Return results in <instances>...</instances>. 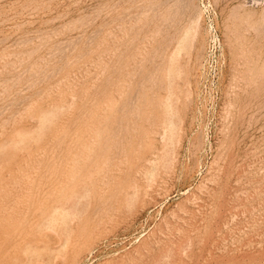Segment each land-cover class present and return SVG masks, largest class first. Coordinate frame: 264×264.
<instances>
[{
  "label": "rangeland",
  "instance_id": "obj_1",
  "mask_svg": "<svg viewBox=\"0 0 264 264\" xmlns=\"http://www.w3.org/2000/svg\"><path fill=\"white\" fill-rule=\"evenodd\" d=\"M263 23L264 0H0V264H264ZM82 118L85 121H80ZM101 124L102 127L98 126ZM85 128L93 129L94 134L91 136L93 131ZM82 131L84 134L79 138ZM131 153H135L133 158ZM72 156L81 163L76 165L86 164L73 175L78 176L75 182L83 183L78 187H84L73 204L74 210L68 208L65 219L60 216L61 223L67 219V223L58 222L60 233L56 232L55 220L47 221L51 208L44 205L50 206L51 202L61 205V199L72 190L69 183L65 184L71 176H61L64 169L67 171L69 159L75 163ZM101 157L107 159L103 160L106 164L102 173L101 168H97L100 171L93 168ZM93 170L99 171L102 180ZM86 171L97 175L99 184L104 185L100 193L91 189L93 183L89 184L87 178L91 174ZM95 175L91 181L98 182L94 181ZM73 177L70 181H74ZM42 208L49 210L42 212ZM62 225L64 231L59 229ZM63 233L65 236L59 237ZM32 244L36 250L33 248L35 251L29 253ZM21 249L26 251L19 252Z\"/></svg>",
  "mask_w": 264,
  "mask_h": 264
},
{
  "label": "bare ground",
  "instance_id": "obj_2",
  "mask_svg": "<svg viewBox=\"0 0 264 264\" xmlns=\"http://www.w3.org/2000/svg\"><path fill=\"white\" fill-rule=\"evenodd\" d=\"M255 2H256V1H255ZM242 8H243V7H242ZM247 13H248V12H247ZM255 14H256V13H255ZM255 14H253V15H255ZM260 14H261V13H260ZM249 16H250V15H249ZM252 17H254V16H252ZM262 17H263V16H262ZM198 18H199V17H198ZM250 18H251V17H250ZM260 19H261V18H260ZM198 21H199V20H198ZM253 21H254V20H253ZM194 22H197V21H194ZM251 22H252V21H251ZM259 22H260V21H259ZM261 23H262V22H261ZM263 24H264V23H263ZM133 25H134V24H133ZM252 26H253V25H252ZM256 29H257V28H256ZM112 36H113V35H112ZM151 37H152V36H151ZM114 46H115V45H114ZM144 46H145V45H144ZM183 46H184V45H183ZM102 47H103V46H102ZM170 47H171V46H170ZM109 48H110V47H109ZM113 48H114V47H113ZM139 48H140V47H139ZM93 49H94V48H93ZM103 49H104V48H103ZM105 49H106V48H105ZM105 49H104V50H105ZM101 50H102V49H101ZM107 50H108V49H107ZM88 51H89V50H88ZM97 52H98V51H97ZM115 52H116V51H115ZM115 52H114V53H115ZM119 52H120V51H119ZM171 52H172V51H171ZM171 52H169V53H171ZM241 52H242V51H241ZM245 52H246V51H245ZM101 53H102V52H101ZM107 53H108V52H107ZM87 54H88V53H87ZM109 54H110V52H109ZM115 54H116V53H115ZM120 54H121V53H120ZM182 54H183V53H182ZM251 54H252V53H251ZM255 54H256V53H255ZM82 55H83V54H82ZM164 55H165V54H164ZM164 55H163V56H164ZM185 55H186V54H185ZM100 56H101V55H100ZM113 56H114V55H113ZM167 56H169V55L167 54ZM242 56H243V55H242ZM164 57H165V56H164ZM174 57H175V56H174ZM183 57H184V56H183ZM107 58H110V57H107ZM168 58H169V57H168ZM172 58H173V57H172ZM175 58H176V57H175ZM110 59H111V58H110ZM118 59H119V58H118ZM129 59H130V58H129ZM182 59H183V58H182ZM82 60H83V59H82ZM89 60H90V59H89ZM106 61H107V60H106ZM110 61H111V60H110ZM129 61H130V60H129ZM177 61H178V60H177ZM180 61H181V60H180ZM242 61H243V60H242ZM77 62H78V61H77ZM131 62H132V61H131ZM66 63H67V62H66ZM66 63H65V64H66ZM69 63H70V62H69ZM103 63H104V62H103ZM109 63H110V62H109ZM112 63H113V62H112ZM97 64H98V63H97ZM114 64H115V63H114ZM130 64H131V63H130ZM163 64H164V63H163ZM175 64H176V63H175ZM73 65H74V64H73ZM94 65H95V64H94ZM101 65H102V64H101ZM140 65H141V64H140ZM179 65H180V64H179ZM80 66H81V65H80ZM85 66H86V65H85ZM98 66H99V65H98ZM107 66H108V65H107ZM132 66H133V65H132ZM245 66H246V65H245ZM87 67H88V66H87ZM110 67H111V66H110ZM174 67H175V66H174ZM88 68H89V67H88ZM106 68H107V67H106ZM114 68H115V67H114ZM120 68H122V67H120ZM163 68H164V67H163ZM167 68H168V66H167ZM172 68H173V67H172ZM182 68H183V66H182ZM37 69H38V68H37ZM37 69H36V70H37ZM75 69H76V67H75ZM79 69H81V68H79ZM83 69H84V68H83ZM95 69H96V68H95ZM100 69H101V68H100ZM124 69H125V67H124ZM164 69H166V68H164ZM177 69H178V68H177ZM84 70H85V69H84ZM86 70H87V69H86ZM98 70H99V69H98ZM108 70H109V69H108ZM121 70H122V69H121ZM159 70H160V69H159ZM185 70H186V69H185ZM237 70H238V69H237ZM237 70H236V71H237ZM87 71H88V70H87ZM187 71H188V70H187ZM243 71H244V70H243ZM245 71H246V70H245ZM105 72H106V71H105ZM108 72H110V71H108ZM117 72H118V71H117ZM124 72H125V71H124ZM124 72H123V73H124ZM140 72H141V71H140ZM157 72H158V71H157ZM163 72H164V71H163ZM182 72H183V71H182ZM65 73H68V72L65 71ZM71 73H72V72H71ZM80 73H81V72H80ZM118 73H119V72H118ZM126 73H127V72H126ZM128 73H129V72H128ZM102 74H103V73H102ZM112 74H113V73H112ZM115 74H116V72H115ZM121 74H122V73H121ZM131 74H132V73H131ZM165 74H166V73H165ZM177 74H178V73H177ZM64 75H65V74H64ZM64 75H63V76H64ZM79 75H80V74H79ZM89 75H91V74H89ZM116 75H117V74H116ZM116 75H115V76H116ZM119 75H120V74H119ZM127 75H128V74H127ZM148 75H150V74H148ZM77 76H78V75H77ZM115 76H114V77H115ZM161 76H162V75H161ZM82 77H83V75H82ZM88 77H89V76H88ZM122 77H123V76H122ZM132 77H133V76H132ZM154 77H156V76H154ZM249 77H250V76H249ZM104 78H105V77H104ZM106 78H107V76H106ZM106 78H105V79H106ZM110 78H111V77H110ZM244 78H245V77H244ZM88 79H89V78H88ZM165 79H166V78H165ZM185 79H186V78H185ZM107 80H108V79H107ZM111 80H112V79H111ZM161 80H162V79H161ZM239 80H240V79H239ZM54 81H55V80H54ZM56 81H57V80H56ZM81 81H82V80H81ZM101 81H102V80H101ZM108 81H109V80H108ZM87 82H88V81H87ZM90 82H91V81H90ZM95 82H96V81H95ZM98 82H99V81H98ZM115 82H116V80H115ZM119 82H120V81H118V83H119ZM121 82H123V84H124V81H121ZM125 82H127V81H125ZM146 82H147V81H146ZM92 83H93V82H92ZM101 83H103V82H101ZM104 83H106V80H105ZM107 83H108V82H107ZM141 83H142V82H141ZM185 83H186V82H185ZM85 84H86V83H85ZM93 84H94V83H93ZM126 84H127V83H126ZM146 84H147V83H146ZM69 85H70V84H69ZM79 85H80V84H79ZM86 85H87V84H86ZM88 85H89V84H88ZM102 85H103V84H102ZM104 85H105V84H104ZM108 85H109V84H108ZM139 85H140V84H139ZM160 85H161V84H160ZM167 85H168V84H167ZM185 85H186V84H185ZM70 86H71V85H70ZM122 86H124V85H122ZM127 86H128V85H127ZM165 86H166V85H165ZM238 86H239V85H238ZM63 87H64V86H63ZM80 87H81V86H80ZM86 87H87V86H86ZM90 87H91V86H90ZM95 87H96V86H95ZM112 87H113V86H112ZM114 87H115V86H114ZM119 87H121V85H120ZM119 87L117 86V88H119ZM182 87H183V86H182ZM59 88H60V87H59ZM100 88H101V87H100ZM115 88H116V87H115ZM136 88H137V87H136ZM144 88H145V87H144ZM177 88H178V87H177ZM43 89H44V88H43ZM69 89H70V88H69ZM82 89H86V88L84 87V88H82ZM90 89H91V88H90ZM95 89H96V88H95ZM140 89H141V88H140ZM164 89H165V88H164ZM178 89H179V88H178ZM52 90H53V89H52ZM120 90H121V89H120ZM120 90H119V91H120ZM123 90H124V89H123ZM127 90H128V89H127ZM170 90H171V89H170ZM183 90H184V88H183ZM36 91H37V90H36ZM66 91H67V90H66ZM77 91H78V90H77ZM100 91H102V90L100 89ZM112 91H113V90H112ZM140 91H141V90H140ZM176 91H177V90H176ZM60 92H62V91H60ZM60 92H59V93H60ZM68 92H69V91H68ZM74 92H76V91H74ZM90 92H91V91H90ZM97 92H98V91H97ZM97 92H96V94H97ZM105 92H107V91H105ZM120 92H122V91H120ZM147 92H148V91H147ZM35 93H36V92H35ZM42 93H43V92H42ZM82 93H83V92H82ZM107 93H108V92H107ZM127 93H128V92H127ZM150 93H151V92H150ZM158 93H159V92H158ZM162 93H163V92H162ZM61 94H63V93H61ZM85 94H86V93H85ZM88 94H89V93H88ZM94 94H95V93H94ZM98 94H99V93H98ZM98 94H97V95H98ZM104 94H105V93H104ZM116 94H117V93H116ZM128 94H130V93H128ZM144 94H145V92H144ZM156 94H157V93H156ZM184 94H185V93H184ZM73 95H74V94H73ZM79 95H80V94H79ZM106 95H108V94H106ZM106 95H105V96H106ZM125 95H126V94H125ZM140 95H141V94H140ZM140 95H139V96H140ZM178 95H180V94H178ZM186 95H187V94H186ZM74 96H75V95H74ZM82 96H83V95H82ZM102 96H103V95H102ZM109 96H110L109 98H108L107 96H106V97H107L108 99H110V98H111V95L109 94ZM113 96H114V95H113ZM122 96H123V95H122ZM129 96H130V95H129ZM139 96H138V97H139ZM176 96H177V95H176ZM233 96H234V95H233ZM72 97H73V96H72ZM97 97H98V96H97ZM99 97H100V96H99ZM106 97H105V99H106ZM127 97H128V96H127ZM140 97H141V96H140ZM183 97H184V95H183ZM227 97H228V96H227ZM28 98H29V97H28ZM88 98H89V97H88ZM146 98H147V97H146ZM66 99H67V98H66ZM72 99H73V98H72ZM72 99H71V100H72ZM85 99H86V96H85ZM85 99H84V100H85ZM100 99H101V98H100ZM103 99H104V97H103ZM120 99H121V98H120ZM120 99H119V100H120ZM139 99H140V98H139ZM62 100H63V99H62ZM64 100H65V99H64ZM84 100H83V101H84ZM110 100H111V99H110ZM112 100H113V99H112ZM129 100H130V99H129ZM142 100H143V99H142ZM145 100H146V99H145ZM162 100H163V99H162ZM162 100H161V101H162ZM174 100H175V99H174ZM186 100H187V99H186ZM31 101H32V100H31ZM81 101H82V100H81ZM96 101H97V100H96ZM101 101H102V99H101ZM146 101H147V100H146ZM152 101H153V100H152ZM182 101H183V100H182ZM245 101H246V100H245ZM73 102H74V101H73ZM84 102H85V101H84ZM89 102H90V101H89ZM98 102H99V101H98ZM139 102H140V101H139ZM147 102H149V101H147ZM27 103H28V102H27ZM27 103H26V104H27ZM38 103H39V102H38ZM43 103H44V102H43ZM92 103H93V102H92ZM105 103L107 104L106 100H105ZM112 103H113V102H112ZM117 103H118V102H117ZM123 103H124V101H123ZM155 103H156V102H155ZM163 103H164V102H163ZM180 103H181V102H180ZM249 103H250V102H249ZM44 104H45V103H44ZM74 104H75V103H74ZM99 104H100V107H101V106L103 105V102H102V105H101V103H99ZM108 104H109V103H108ZM108 104H107V105H108ZM113 104H115V103H113ZM132 104H133V103H132ZM147 104H148V103H147ZM149 104H150V103H149ZM149 104H148V105H149ZM181 104H182V103H181ZM183 104H184V103H183ZM227 104H228V102H227ZM30 105H31V104H30ZM53 105H55V103H54ZM58 105H59V104H58ZM58 105H57V106H58ZM145 105H146V104H145ZM185 105H186V104H185ZM185 105H184V106H185ZM248 105H249V104H248ZM59 106H60V105H59ZM59 106H58V107H59ZM62 106H63V105H62ZM84 106H86V105H84ZM95 106H96V105H95ZM103 106H104V105H103ZM110 106H111V105H109V107H110ZM143 106H144V105H143ZM157 106H158V105H157ZM157 106H156V107H157ZM164 106H165V105H164ZM172 106H173V105H172ZM184 106H183V107H184ZM82 107H83V106H82ZM100 107H98V108L100 109ZM109 107H108V108H109ZM167 107H168V106H167ZM167 107H166V108H167ZM248 107H249V106H248ZM64 108H65V107H64ZM67 108H68V107H67ZM69 108H70V107H69ZM79 108H80V106H79ZM96 108H97V107H96ZM108 108H105V109H108ZM148 108H149V107H148ZM153 108H154V106H153ZM162 108H163V107H162ZM184 108H185V107H184ZM36 109H37V108H35V110H36ZM73 109H74V108H73ZM124 109H125V108H124ZM139 109H140V108H139ZM139 109H138V111H139ZM143 109H144V108H143ZM145 109H146V108H145ZM154 109H155V108H154ZM176 109H177V108H176ZM230 109H231V108H230ZM43 110H44V107H43ZM57 110H58V109H57ZM69 110H70V109H69ZM81 110H82V109H81ZM90 110H91V108H90ZM115 110H116V109H115ZM140 110H141V109H140ZM162 110H163V109H162ZM186 110H187V109H186ZM49 111H50V110H49ZM67 111H68V110H67ZM83 111H84V110H83ZM93 111H94V109H93ZM98 111H99V110H98ZM101 111H102V110H101ZM107 111H108V110H107ZM111 111H112V110H111ZM133 111H134V110H133ZM141 111H142V110H141ZM143 111H145V110H143ZM165 111H166V110H165ZM169 111H170V110H169ZM173 111H174V110H173ZM179 111H180V110H179ZM31 112H32V111H31ZM46 112H47V111H46ZM53 112H54V111H53ZM68 112H69V111H68ZM74 112H75V110H74ZM77 112H78V111H77ZM127 112H128V111H127ZM146 112H147V111H146ZM146 112H145V113H146ZM154 112H155V110H154ZM175 112H176V111H175ZM26 113H27V112H26ZM26 113H24V114H26ZM35 113H36V112H35ZM65 113L67 114V112H65ZM70 113H71V112H70ZM72 113H73V112H72ZM93 113H94V112H92V114H93ZM95 113H98V112L96 111ZM99 113L101 114L102 112H99ZM99 113H98V114H99ZM142 113H143V112H142ZM149 113H150V112H149ZM156 113H157V112H156ZM30 114H31V113H30ZM32 114H33V113H32ZM36 114H38V113H36ZM58 114H59V113H58ZM61 114H62V111H61ZM84 114H85V113H84ZM89 114H90V113H89ZM111 114H112V113H111ZM123 114H124V112H123ZM152 114H153V113H152ZM38 115H39V114H38ZM55 115H56V114H55ZM63 115H64V114H63ZM86 115H87V113H86ZM102 115H103V114H102ZM112 115H114V114H112ZM112 115H111V116H112ZM121 115H122V114H121ZM133 115H134V114H133ZM161 115H162V114H161ZM28 116H29V115H28ZM36 116H37V115H36ZM41 116H42V115H41ZM67 116H68V115H67ZM80 116H81V115H80ZM92 116H93V115H92ZM92 116L90 115V118H92ZM99 116H100V115H99ZM114 116H115V115H114ZM116 116H117V115H116ZM170 116H171V115H170ZM180 116H181V115H180ZM3 117H4V116H3ZM58 117H60V116H58ZM61 117H62V116H61ZM104 117H105V116H104ZM134 117H135V116H134ZM15 118H16V117H15ZM17 118H18V117H17ZM20 118H21V116H20ZM29 118H30V117H29ZM31 118H32V117H31ZM36 118H37V117H36ZM62 118H63V117H62ZM71 118H72V117H71ZM86 118H87V116H86ZM90 118H88V119L90 120ZM94 118H95V117H94ZM94 118H93V119H94ZM97 118H98V117H97ZM108 118H109V117H108ZM159 118H160V117H159ZM2 119H3V118H2ZM4 119H7V117L4 118ZM12 119H13V118H12ZM26 119H27V118H26ZM58 119H60V118H58ZM65 119H66V118H65ZM67 119H68V118H67ZM88 119H87V120H88ZM101 119H104V118L101 117ZM106 119H107V118H106ZM106 119H105V120H106ZM109 119H110V118H109ZM135 119H136V118H135ZM163 119H164V118H163ZM181 119H182V118H181ZM24 120H25V119H24ZM24 120H23V121H24ZM53 120H54V119H53ZM53 120H52V121H53ZM55 120H56V119H55ZM70 120H72V119H70ZM76 120H77V119H76ZM82 120H83V118H82L80 121H82ZM96 120H99V119H96ZM111 120H112V119H111ZM118 120H119V119H118ZM120 120H121V119H120ZM128 120H129V119H128ZM138 120H139V118H138ZM151 120H152V119H151ZM159 120H160V119H159ZM16 121H17V120H16ZM34 121H35V120H34ZM58 121H59V120H57L56 122H58ZM78 121H79V119H78ZM83 121H85V120H83ZM91 121H92V119H91L90 121H88V122H91ZM107 121H108V120H107ZM115 121L117 122V120H115ZM125 121H126V120H125ZM14 122H15V121H14ZM25 122H26V121H25ZM62 122H63V121H62ZM71 122H72V121H71ZM73 122H74V121H73ZM98 122H100V120H99ZM102 122H104V121H102ZM105 122H106V121H105ZM111 122H112V121H111ZM111 122H110V123H111ZM138 122H139V121H138ZM165 122H166V121H165ZM175 122H176V121H175ZM20 123H21V122H20ZM65 123H66V122H65ZM92 123H93V121H92ZM100 123H101V122H100ZM119 123H120V122H119ZM136 123H137V122H136ZM51 124H52V123H51ZM63 124H64V123H63ZM63 124H62V125H63ZM66 124H67V123H66ZM77 124H78V123H77ZM86 124H87V123H86ZM86 124H85V125H86ZM104 124H105V123H104ZM13 125H14V124H13ZM22 125H23V124H22ZM56 125H57V123H56ZM64 125H65V124H64ZM67 125H68V124H67ZM67 125H66V126H67ZM79 125H80V124H79ZM85 125H84V126H85ZM89 125H90V124H89ZM93 125H94V123H93ZM112 125H113V124H112ZM129 125H130V124H129ZM139 125H140V124H139ZM10 126H11V125H10ZM18 126H19V125H18ZM45 126H46V125H45ZM47 126H48V125H47ZM50 126H51V125H50ZM50 126H48V127H50ZM52 126H55V125H52ZM75 126H76V124H75ZM80 126H81V125H80ZM95 126H96V125H95ZM95 126H94V127L92 126V128L97 129V128H95ZM98 126H101V127H102V124H101V125H98ZM98 126H97V127H98ZM110 126H111V125H110ZM113 126H114V125H113ZM176 126H177V125H176ZM38 127H39V126H38ZM59 127H60V126H59ZM59 127H58V128H59ZM63 127H64V126H63ZM68 127H69V126H68ZM72 127H73V125H72ZM88 127H89V126H88ZM101 127H100V129H101ZM9 128H10V127H9ZM14 128H15V127H14ZM23 128H25V127H23ZM28 128H31V127H28ZM45 128H46V127H44V129H45ZM58 128H57V129H58ZM60 128H61V127H60ZM65 128H66V127H65ZM76 128H77V127H76ZM89 128H91V127H89ZM89 128H88V130L85 128V130H86V131H90ZM119 128H120V127H119ZM134 128H135V127H134ZM165 128H166V127H165ZM12 129H13V128H12ZM49 129H50V128H49ZM61 129H63V128H61ZM61 129H59V130H60V133L63 134V133H62L63 131H62ZM66 129H67V128H66ZM98 129H99V128H98ZM136 129H137V128H136ZM27 130H28V129H27ZM103 130H105V129H103ZM103 130H102V131H103ZM6 131H7V129H6ZM11 131H12V130H11ZM47 131H48V130H47ZM52 131H53V130H52ZM52 131H51V132H52ZM57 131H58V130H57ZM61 131H62V132H61ZM68 131H69V130H68ZM73 131H74V129L72 130V132H73ZM79 131H80V130H79ZM83 131H84V130H83ZM83 131L80 132V136H79V138H81L82 133L84 134ZM91 131H93V129H92ZM91 131H90V132H91ZM112 131H113V130H112ZM123 131H124V130H123ZM130 131H131V130H130ZM158 131H159V130H158ZM17 132H18V131H17ZM42 132H44V131L42 130ZM94 132H95V131H93V133H91V136L94 134ZM98 132H99V131H98ZM104 132H105V131H104ZM131 132H132V131H131ZM3 133H4V132H3ZM14 133H15V132H14ZM14 133H13V134H14ZM40 133H41V132H40ZM56 133H57V132H56ZM58 133H59V132H58ZM76 133H77V131H76ZM85 133H86V132H85ZM96 133H97V132H96ZM102 133H103V132H102ZM115 133H116V132H115ZM177 133H178V132H177ZM16 134H17V133H16ZM19 134H21V133L19 132ZM33 134H34V133H33ZM44 134H45V133H44ZM44 134H43V135H44ZM65 134H67V133L65 132ZM71 134H72V133H71ZM77 134H78V133H77ZM105 134H106V133H105ZM105 134H104V135H105ZM110 134H111V133H110ZM6 135H7V134H6ZM10 135H11V134H10ZM31 135H32V134H31ZM50 135H51V134H50ZM50 135H49V136H50ZM72 135H73V134H72ZM78 135H79V134H78ZM78 135H77V136H78ZM86 135H87V133H86ZM95 135H96V134H95ZM106 135H108V132H107ZM122 135H123V134H122ZM131 135H132V134H131ZM13 136H14V135H13ZM32 136H33V135H32ZM58 136H59V135H58ZM67 136H69V135H67ZM82 136H83V135H82ZM117 136H118V135H117ZM143 136H144V135H143ZM163 136H164V135H163ZM34 137H35V136H34ZM42 137H43V136H42ZM56 137H57V136H56ZM74 137H76V136H74ZM86 137L88 138L89 135L86 136ZM86 137H85V138H86ZM103 137H104V136H103ZM110 137H111V136H110ZM118 137H119V136H118ZM137 137H139V136H137ZM7 138H8V137H7ZM7 138H5V139H7ZM18 138H20L19 135L17 136V139H18ZM30 138H31V137H30ZM36 138H37V137H36ZM36 138H35V139H36ZM39 138H40V136H39ZM53 138H54V137H53ZM64 138H65V137H64ZM91 138H92V137H91ZM91 138H90V139H91ZM101 138H102V136H101ZM111 138H112V137H111ZM111 138H110V139H111ZM116 138H117V137H116ZM120 138H121V137H120ZM140 138H141V137H140ZM142 138H143V137H142ZM160 138H161V137H160ZM0 139H1V138H0ZM8 139H9V138H8ZM10 139H11V138H10ZM15 139H16V138H15ZM33 139H34V138H33ZM44 139H45V138H44ZM59 139H61V138L59 137ZM72 139L74 140V138H71V140H72ZM90 139H87V140H90ZM92 139H93V138H92ZM134 139H135V138H134ZM143 139H144V138H143ZM162 139H163V138H162ZM19 140H20V139H19ZM38 140H39V139H38ZM38 140H37V142H38ZM49 140H51V139L49 138ZM68 140H69V139H68ZM71 140H69V141H71ZM79 140H81V139H78V141H79ZM95 140H96V138H95ZM114 140H115V138H114ZM114 140H113V141H114ZM116 140H117V139H116ZM116 140H115V141H116ZM122 140H123V139H122ZM130 140H131V139H130ZM13 141H14V140H13ZM13 141H12V142H13ZM28 141H29V140H28ZM43 141H44V140H43ZM51 141H52V140H51ZM51 141H50V142H51ZM75 141H76V140H75ZM83 141H84V143L87 142L86 139L84 140V138H83ZM110 141H112V140H110ZM131 141H132V140H131ZM131 141H130V142H131ZM30 142H31V141H30ZM30 142H29V143H30ZM48 142H49V141H48ZM48 142H47V143H48ZM81 142H82V141H81ZM92 142H93V141H92ZM103 142H104V141H103ZM142 142H143V141H142ZM148 142H150V141H148ZM2 143H3V142H2ZM14 143H15V142H14ZM32 143H33V142H32ZM34 143H35V142H34ZM39 143H40V142H39ZM47 143H46V144H47ZM70 143H73V146H75V142H72V141H71ZM90 143H91V142H89L88 144L90 145ZM112 143H113V142H112ZM127 143H128V142H127ZM150 143H151V142H150ZM150 143H149V144H150ZM3 144H4V143H3ZM22 144H23V143H22ZM61 144H62V143H61ZM67 144H68V142H67ZM79 144H80V143H79ZM81 144H82V143H81ZM92 144H94V143H92ZM103 144H104V143H103ZM103 144H102V146H103ZM113 144H114V143H113ZM116 144H117V143H116ZM130 144H131V143H130ZM137 144H138V143H137ZM177 144H178V143H177ZM26 145H27V144H25V146H26ZM50 145H52V143H51ZM76 145H77V143H76ZM110 145H111V143H110ZM141 145H142V144H141ZM180 145H181V144H180ZM1 146H2V145H1ZM17 146H18V145H17ZM30 146H31V145H30ZM36 146H37V145H36ZM60 146H62V145H60ZM87 146H88V145H87ZM94 146H95V145H94ZM113 146H114V145H113ZM113 146H112V147H113ZM123 146H124V145H123ZM125 146H126V145H125ZM125 146H124V147H125ZM15 147H16V146H15ZM19 147H21V145H20ZM22 147H24V146L22 145ZM26 147L28 148V145H27ZM49 147H50V146H49ZM65 147H66V146H65ZM79 147H80V146H79ZM89 147H90V146H89ZM89 147H88V149H91V147H90V148H89ZM112 147H111V148H112ZM7 148H8V147H7ZM13 148H14V147H12V149H13ZM16 148H17V147H16ZM41 148H44V149H45L46 147L43 146V147H41ZM62 148H63V147H62ZM62 148H61V149H62ZM66 148H67V147H66ZM75 148H76V147H75ZM84 148H85V147H84ZM86 148H87V147H86ZM97 148H99V147H97ZM102 148H104V147H102ZM117 148H119V147H117ZM125 148H126V147H125ZM128 148H129V150H131L129 146H128ZM136 148H137V147H136ZM142 148H143V147H142ZM148 148H149V147H148ZM20 149H21V148H20ZM23 149H25V147H24ZM23 149H22V150H23ZM29 149H30V147H29ZM39 149H40V148H39ZM39 149L37 148L38 151H40ZM48 149H49V148H48ZM53 149H54V148H53ZM55 149H56V148H55ZM64 149H65V148H64ZM71 149H72V148H71ZM77 149H78V148H77ZM88 149H86V150H88ZM145 149H146V148H145ZM8 150H10V149H8ZM8 150H7V151H8ZM14 150H15V149H14ZM14 150H13V151H14ZM25 150H26V149H25ZM35 150H36V149H35ZM35 150H34V152H33L34 154H35V152L37 151V150H36V151H35ZM41 150H42V149H41ZM57 150H58V149H57ZM57 150H56V151H57ZM62 150H63V149H62ZM72 150H73V149H72ZM72 150H71V151H72ZM95 150H96V149H95ZM100 150H101V149H100ZM126 150H128V149H126ZM126 150H125V151H126ZM129 150H128V151H129ZM16 151H17V150H16ZM16 151H14V152H16ZM19 151H21V150H19ZM19 151H18V152H19ZM26 151H27V150H26ZM52 151H53V150H52ZM58 151H59V150H58ZM74 151H75V150H74ZM74 151H72L71 153H73ZM81 151H83V150H80L79 152H81ZM105 151H106V150H105ZM110 151H111V150H110ZM110 151H108V152H110ZM3 152H4V151H3ZM9 152H10V151H9ZM31 152H32V151H31ZM31 152H30V153H31ZM64 152H65V151H64ZM79 152L77 151V152H75V153H79ZM84 152H85V151H84ZM91 152H92V151H91ZM91 152H90V153H91ZM94 152H96V151H94ZM116 152H117V151H116ZM118 152H119V151H118ZM140 152H141V151H140ZM21 153H22V152H21ZM47 153H48V152H47ZM53 153H54V152H53ZM129 153H130V152H129ZM144 153H145V151H144ZM156 153H157V152H156ZM234 153H235V152H234ZM16 154H17V153H16ZM16 154H15V155H16ZM25 154H26V153H25ZM50 154H51V153H50ZM55 154H56V153H55ZM66 154H68V153H66ZM80 154H81V153H80ZM87 154H88V153H87ZM87 154H86V155H87ZM92 154H93V152H92ZM100 154H101V151H100ZM108 154H109V153H108ZM131 154H132V153H131ZM131 154H129V155H131ZM134 154H135V153H134ZM134 154H132V158L134 157V156H133ZM139 154H141V153H139ZM17 155H18V154H17ZM26 155H27V154H26ZM28 155H29V152H28ZM61 155H62V154H61ZM69 155H70V153H69ZM84 155H85V154H84ZM86 155H85L84 157H89V156H86ZM88 155H89V154H88ZM95 155H96V154H95ZM104 155H105V154H104ZM13 156H14V154H13ZM20 156H22V155H20ZM74 156H75V154H74ZM76 156H77V155H76ZM101 156H102V155H101ZM159 156H160V155H159ZM175 156H176V155H175ZM1 157H2V156H1ZM34 157H37V156H34ZM34 157H33V158H34ZM40 157H41V156H40ZM66 157H68V156L66 155ZM72 157H73V156H72ZM79 157L81 158V155H80V156L78 155V159H79ZM102 157H103V156H102ZM102 157H101V158H102ZM106 157H108V155H106ZM106 157H105L104 159L102 158V160H99V161L95 160V161H97V164H95V165L92 164V166L94 165V167H93L94 170H95V169H96V170H99V169H97V168H101V173H102L103 165L106 164V162H105V164H104V161H103V160H105ZM113 157H114V156H113ZM116 157H117V156H116ZM126 157H128V156L126 155ZM135 157H136V155H135ZM150 157H151V156H150ZM154 157H155V156H154ZM9 158H11V157H9ZM17 158H19V157H17ZM22 158H23V157H22ZM31 158H32V156H31ZM45 158H46V155H45ZM49 158H50V157H49ZM54 158H55V157H54ZM58 158H59V157H58ZM68 158H69V157H68ZM73 158H74V159H73ZM73 158H72L73 160L76 159V157H73ZM96 158H97V156H96ZM101 158H100V159H101ZM147 158H148V157H147ZM156 158H157V157H156ZM161 158H162V157H161ZM166 158H167V157H166ZM176 158H177V157H176ZM11 159H12V158H11ZM34 159H35V158H34ZM63 159H64V158H63ZM78 159L74 161L75 163H71V159H69V160H70V163L67 164V167H66V168H67V171H65L66 169L63 170V168H61L62 166H61V167L59 166V168H61V169L64 171V172H62L61 169H60V171L62 172V175H61V176H63V175L66 176V177L71 176V177H69L67 180H65V184H68V183H69L70 187L72 186V187H71L72 190H70V192H69V194L67 195V197H65V199H64V198L61 199V202H60L61 205L57 206V203H56V205L51 204L52 202L50 203V206L42 204V207H43V205H44V208H45V207H50V208H51V211L49 212V215L47 216V221H49V220H53V221H54V220H55L54 223L57 222L56 227H57V226L59 227L58 222L61 220L60 216L63 218V216H64L65 214H67V210H68V208L73 207V204H74L75 200H76V199L79 200V198L81 197V196H80V197L78 198V196H79L80 193L82 192L84 186L79 188L78 185H79V184H83V183H81V181H79V180H78L77 182H75L76 179L74 180V178H75L77 175H76L75 177H73V175L77 173L76 169L80 168V166L82 167L83 164H84V166H85L86 164L83 162V164L80 165V166L76 165V163H77V164H81V163L78 162ZM84 159H85V158H84ZM89 159H91V158H89ZM112 159H113V158H112ZM116 159H117V158H116ZM118 159H119V158H118ZM120 159H121V158H120ZM134 159H135V158H134ZM151 159H152V158H151ZM223 159H224V158H223ZM20 160H21V159H20ZM27 160H28V159H27ZM32 160H33V159H32ZM32 160H31V161H32ZM37 160H38V159H37ZM43 160H44V159H43ZM82 160H83V158H82ZM85 160H86V159H85ZM106 160H107V159H106ZM109 160H110V159H109ZM109 160H108V161H109ZM0 161H1V160H0ZM7 161H8V159H7ZM13 161H14V160H13ZM41 161H42V159H41ZM51 161H52V159H51ZM51 161H50V162H51ZM67 161H68V160H67ZM67 161H65V162H67ZM83 161H84V160H83ZM91 161H92V159H91ZM95 161H93V162H95ZM138 161H139V160H138ZM167 161H168V160H167ZM1 162H2V161H1ZM11 162H12V161H11ZM16 162H17V161H16ZM21 162H22V161H21ZM23 162H24V160H23ZM25 162H26V161H25ZM34 162H35V161H34ZM47 162H49V161H47ZM72 162H73V161H72ZM93 162H92V163H93ZM163 162H164V161H163ZM241 162H242V161H241ZM27 163H28V162H27ZM41 163H42V162H41ZM109 163H110V162H109ZM169 163H170V162H169ZM21 164H22V163H21ZM43 164H44V163H43ZM90 164H91V163H90ZM110 164H111V163H110ZM135 164H136V163H135ZM161 164H162V163H161ZM25 165H26V163L24 164V166H25ZM29 165H32V164H29ZM45 165H46V164H45ZM60 165H61V163H60ZM112 165H113V164H112ZM143 165H144V164H143ZM149 165H150V164H149ZM217 165H218V164H217ZM2 166H3V165H2ZM40 166H41V165H40ZM47 166H48V165H47ZM87 166L89 167V165H87ZM92 166H91V167H92ZM167 166H168V165H167ZM193 166H194V165H193ZM3 167H4V166H3ZM30 167H31V166H30ZM52 167H53V166H52ZM63 167H65V166H63ZM106 167H107V166H106ZM121 167H122V166H121ZM123 167H124V166H123ZM130 167H131V166H130ZM130 167H129V169H130ZM143 167H144V166H143ZM5 168H6V167H5ZM22 168H23V167H22ZM28 168H29V167H28ZM56 168H57V167H56ZM84 168H85V167H84ZM149 168H150V167H149ZM163 168H164V167H163ZM172 168H173V167H172ZM2 169H3V168H2ZM16 169H17V168H16ZM36 169H37V168H36ZM44 169H45V167H44ZM44 169H43V170H44ZM46 169H47V168H46ZM53 169H54V168H53ZM53 169H52V170H53ZM105 169H106V168H105ZM109 169H110V168H109ZM109 169H108V170H109ZM111 169H113V168L111 167ZM111 169H110V170H111ZM115 169H116V168H115ZM142 169H143V168H142ZM233 169H234V168H233ZM11 170H12V169H11ZM40 170H41V169H40ZM48 170H49V169H48ZM79 170H81V169H79ZM79 170H78V172H79ZM89 170H90V169H89ZM91 170H92V169H91ZM94 170H93V171H94ZM135 170H136V169H135ZM239 170H240V169H239ZM6 171H7V170H6ZM17 171H19V169H17ZM29 171H30V170H29ZM56 171H57V170H56ZM99 171H100V170H99ZM99 171H98V172L94 171L93 173H98L97 175H98V177H99ZM126 171H127V170H126ZM174 171H175V170H174ZM2 172H3V171H2ZM8 172H9V171H8ZM12 172H13V171H12ZM19 172H20V171H19ZM30 172H31V171H30ZM32 172H33V171H32ZM44 172H46V171H44ZM53 172H54V170H53ZM58 172H59V170H58ZM61 172L58 173L59 176H60ZM84 172H85V171H84ZM88 172H90V174H91V171H86L87 175H90V174H88ZM105 172H106V171H105ZM119 172H120V171H119ZM122 172H123V171H122ZM5 173L7 174V172H5ZM9 173H11V172H9ZM14 173H15V172H14ZM17 173H18V172H17ZM34 173H35V172H34ZM38 173H39V172H38ZM46 173H47V172H46ZM51 173H52V172H51ZM93 173H92L90 176L87 177L88 180H90V181H88V183L90 184V183L92 182L93 185L91 186V189L94 191V193H95V192L98 193L99 191H101V190L103 189L102 187H104V185L102 186V184H99V180H98V179L102 180L101 178H102L103 176L98 178L97 175H95V174H93ZM106 173H107V172H106ZM160 173H161V172H160ZM221 173H222V172H221ZM12 174H13V173H12ZM23 174H24V173H23ZM29 174H31V173H28L27 175H29ZM36 174H37V173H36ZM53 174H54V173H53ZM56 174H57V173H56ZM104 174H105V173H104ZM126 174H127V173H126ZM129 174H132V173H129ZM218 174H219V173H218ZM4 175H5V174H4ZM21 175H22V173H21ZM45 175H46V174H45ZM85 175H86V174H85ZM85 175H84V176H85ZM92 175H95V178H96V177L98 178V179L96 178V179L94 180V181L97 180L98 182H93V181H91V180H92ZM120 175H121V174H120ZM141 175H142V174H141ZM230 175H231V174H230ZM33 176H34V175H33ZM35 176H36V175H35ZM43 176H44V175H43ZM61 176H60V177H61ZM84 176H83V177H84ZM104 176H105V175H104ZM162 176H163V175H162ZM238 176H239V175H238ZM247 176H248V175H247ZM25 177H26V175H25ZM29 177H30V176H29ZM29 177H28V178H29ZM72 177H73V180H74V181H72V180L70 181V178H72ZM77 177H78V176H77ZM77 177H76V178H77ZM80 177H81V176H80ZM80 177H79V178H80ZM125 177H126V176H125ZM133 177H135V176H133ZM133 177H132V178H133ZM248 177H249V176H248ZM12 178H13V177H12ZM19 178H21V177H19ZM34 178H35V177H34ZM50 178H51V177H50ZM54 178H55V176H54ZM79 178H78V179H79ZM93 178H94V177H93ZM107 178H108V177H107ZM128 178H129V176H128ZM139 178H140V177H139ZM220 178H221V177H220ZM14 179H15V178H14ZM21 179L24 180L23 178H21ZM36 179H37V177H36ZM110 179H111V178H110ZM120 179H121V178H120ZM157 179H158V178H157ZM8 180H9V179H8ZM17 180L20 181V179H18V178H17ZM17 180H15V181H17ZM26 180H28V179H26ZM26 180H25V181H26ZM29 180H30V179H29ZM34 180H35V179H34ZM45 180H46V179H45ZM47 180H48V177H47ZM47 180H46V181H47ZM80 180H81V178H80ZM103 180H104V179H103ZM126 180H127V179H126ZM159 180H160V178H159ZM201 180H202V179H201ZM209 180H210V179H209ZM209 180H208V181H209ZM228 180H229V179H228ZM234 180H235V179H234ZM0 181H1V180H0ZM9 181H10V180H9ZM11 181H12V180H11ZM11 181H10V182H11ZM41 181H42V180H41ZM50 181H51V180H50ZM66 181H67V182H66ZM84 181H86V179H84ZM121 181H122V180H121ZM123 181H125V180H123ZM12 182H13V181H12ZM26 182H27V181H26ZM33 182H34V181H33ZM36 182H37V181H36ZM44 182H45V181H44ZM131 182H132V181H131ZM213 182H214V181H213ZM247 182H248V181H247ZM13 183H14V182H13ZM20 183H21V181H20ZM31 183H32V182H31ZM111 183H112V182H111ZM137 183H138V182H137ZM204 183H205V182H204ZM242 183H243V182H242ZM5 184H7V183H4V185H5ZM18 184H19V182H18ZM29 184H30V183H29ZM29 184H28V185H29ZM55 184H56V183H55ZM57 184H58V186L60 185L59 183H57ZM57 184H56V186H57ZM63 184H64V183H62V185H63ZM65 184H64V187H65ZM89 184H87V185H89ZM243 184H244V183H243ZM8 185H9V183H8ZM25 185H26V184H25ZM44 185H45V184H44ZM44 185H43L42 187H45ZM108 185H109V184H108ZM197 185H198V184H197ZM211 185H212V184H211ZM250 185H251V183H250ZM9 186H10V185H9ZM12 186H13V185H11V187H12ZM16 186H17V185H16ZM32 186H33V185H32ZM54 186H55V185H54ZM66 186H67V185H66ZM89 186H90V185H89ZM202 186H203V185H202ZM240 186H241V185H240ZM6 187H7V185L5 186V188H6ZM26 187H27V186H26ZM51 187H52V186H51ZM86 187H87V186H86ZM130 187H131V186H130ZM130 187H129V188H130ZM2 188H4L3 185H2ZM29 188H30V187H29ZM29 188L27 187L28 190H29ZM47 188H48V187H47ZM49 188H50V187H49ZM52 188H53V187H52ZM52 188H50V189H52ZM55 188H56V187H55ZM65 188L67 189V187H65ZM87 188H88V187H87ZM89 188H90V187H89ZM89 188H88V189H89ZM133 188H134V187H133ZM139 188H140V187H139ZM256 188H258V187H256ZM8 189H9V188H8ZM34 189H35V188H34ZM34 189H33V192H35V191L37 190V189H36V190H34ZM50 189H49V191L51 192V194H54ZM66 189H65V190H66ZM250 189H251V188H250ZM250 189H249V190H250ZM0 190H1V189H0ZM4 190H5V189H4ZM4 190H2V191H4ZM19 190H20V189H19ZM52 190H53V189H52ZM57 190H58V189H57ZM62 190H64V189L62 188ZM92 190H90V191H92ZM30 191H31V190H30ZM46 191L48 192V190H46ZM46 191H45V192H46ZM55 191H56V189H55ZM55 191H54V192H55ZM86 191H87V190H86ZM86 191H84V192H86ZM129 191H130V190H129ZM197 191H198V190H197ZM25 192H26V190H25ZM27 192H28V191H27ZM40 192H41V191H40ZM47 192H46V193H47ZM50 192H49V193H50ZM57 192H58V191H57ZM65 192H66V191H65ZM84 192H83V193H84ZM87 192H88V191H87ZM209 192H211V191H209ZM220 192H221V191H220ZM254 192H255V191H254ZM8 193H11V192H8ZM18 193L22 195V192H21V193L18 192ZM37 193H38V192H37ZM42 193H43V191H42ZM42 193H41V194H42ZM46 193H45V194H46ZM96 193H95V194H96ZM99 193H100V192H99ZM102 193H103V192H102ZM106 193H107V192H106ZM116 193H117V191H116ZM124 193H125V192H124ZM126 193H127V192H126ZM126 193H125V194H126ZM221 193H222V192H221ZM221 193H220V194H221ZM247 193H248V192H247ZM3 194H4V192H3ZM5 194H6L5 196H7V193H5ZM15 194H16V193H15ZM19 194H17V195H19ZM29 194H31V193H29ZM33 194H34V193H33ZM33 194H32V195H33ZM51 194H49V195H51ZM58 194H59V193H58ZM61 194H64V192H61ZM92 194H93V193H92ZM127 194H128V193H127ZM127 194H126V195H127ZM144 194H145V193H144ZM154 194H155V193H154ZM250 194H251V193H250ZM258 194H259V193H258ZM9 195H10V194H9ZM24 195H26V194H24ZM43 195H44V194H43ZM43 195H42V196H43ZM82 195H83V194H82ZM98 195H99V194H98ZM100 195H101V194H100ZM115 195H116V194H115ZM123 195H124V194H123ZM13 196H14V195H13ZM15 196H16V195H15ZM27 196H28V195H27ZM51 196H53V195H51ZM54 196H55V195H54ZM84 196H85V194H84ZM124 196H125V195H124ZM142 196H143V195H142ZM241 196H242V195H241ZM20 197H22V196H20ZM28 197H29V196H28ZM33 197H35V194H34V196H32V198H33ZM37 197H38V196L36 195V198H37ZM49 197H50V196H49ZM107 197H108V196H107ZM114 197H115V196H114ZM237 197H238V196H237ZM248 197H249V196H248ZM257 197H258V196H257ZM9 198H10V197H9ZM18 198H19V197H18ZM18 198H17V200H18ZM23 198H25V197H23ZM23 198H22V199H23ZM32 198H30V199H32ZM36 198H35V202L37 201ZM40 198H42V197H40ZM44 198H45V197H44ZM47 198H48V197H47ZM60 198H61V197H60ZM60 198H59L58 201H60ZM85 198H86V197H85ZM98 198H99V197H98ZM119 198H120V197H119ZM196 198H197V197H196ZM233 198H234V197H233ZM244 198H245V197H244ZM11 199H12V198H11ZM14 199L16 200V198H14ZM26 199H27V198H26ZM33 199H34V198H33ZM89 199H90V198H89ZM102 199H103V197H102ZM113 199H114V198H113ZM116 199H117V198H116ZM126 199H127V198H126ZM197 199H198V198H197ZM245 199H246V198H245ZM263 199H264V198H263ZM0 200H1V199H0ZM27 200H28V199H27ZM27 200H26V203H28ZM47 200H48V199H47ZM47 200H46V202H48ZM82 200H83V199H82ZM92 200H93V198H92ZM97 200L99 201V199H97ZM111 200H112V198H111ZM117 200H118V199H117ZM145 200H146V199H145ZM206 200H207V199H206ZM5 201H6V200H5ZM7 201H9V200H7ZM29 201H30V204H31V203H32L31 200H29ZM44 201H45V200H44ZM103 201H104V200H103ZM139 201H140V200H138V202H139ZM191 201H192V200H191ZM193 201H195V199H194ZM239 201H240V199H239ZM247 201H248V200H247ZM258 201H259V200H258ZM262 201H263V200H262ZM15 202H16V201H15ZM17 202H18V201H17ZM19 202H20V201H19ZM19 202H18V203H19ZM22 202H23V201H21V205H23ZM42 202H43V201H42ZM53 202H54V201H53ZM55 202H56V201H55ZM63 202H65V203H63ZM88 202H89V201H88ZM88 202H87V203H88ZM105 202H106V201H105ZM111 202H113V201H111ZM117 202H118V201H117ZM147 202H148V201H147ZM232 202H233V201H232ZM249 202H250V201H249ZM4 203H5V202H4ZM11 203H12V202H11ZM13 203H14V202H13ZM37 203H38V202H37ZM75 203H76V202H75ZM85 203H86V202H85ZM101 203H104V202H101ZM101 203H100V204H101ZM108 203H109V202H108ZM177 203H178V202H177ZM187 203H188V202H187ZM233 203H234V202H233ZM8 204H9V203H8ZM38 204H39V203H38ZM38 204H37V205H38ZM80 204H81V203H80ZM89 204H90V203H89ZM111 204H112V203H111ZM117 204H118V203H117ZM117 204H116V205H117ZM120 204H121V203H120ZM144 204H145V203H144ZM249 204H250V203H249ZM254 204H255V203H254ZM256 204H257V203H256ZM261 204H262V203H261ZM26 205H27V204H26ZM35 205H36V204H35ZM83 205H85V204H83ZM109 205H110V204H109ZM136 205H138V204H136ZM250 205H251V204H250ZM5 206H6V205H5ZM8 206H9V208H10V204H9ZM15 206H16V205H15ZM30 206L32 207V205H30ZM74 206H75V205H74ZM80 206H81V205H80ZM104 206H105V205H104ZM118 206H119V205H118ZM122 206H123V204H122ZM134 206H135V205H134ZM23 207H24V206H23ZM37 207H38V206H37ZM97 207H98V205H97ZM108 207H109V206H108ZM196 207H197V206H196ZM246 207H247V206H246ZM3 208H4V207H3ZM17 208H18V207H17ZM40 208H41V207H40ZM44 208H42V210H41L42 212H43V209H44ZM76 208H77V207H76ZM84 208H85V207H84ZM86 208H87V207H86ZM176 208H177V207H176ZM181 208H182V207H181ZM208 208H209V207H208ZM5 209H6V208H5ZM15 209H16V208H15ZM26 209H27V208H26ZM34 209H35V207H34ZM38 209H39V208H38ZM46 209L49 210V208H46ZM87 209H88V208H87ZM87 209H86V210H87ZM102 209H103V207H102ZM104 209H107V208H104ZM120 209H121V208H120ZM143 209H144V208H143ZM182 209H183V208H182ZM261 209H262V208H261ZM2 210H3V209H2ZM12 210L14 211V209H12ZM18 210H19V209H18ZM18 210L16 209V211H18ZM27 210H28V209H27ZM29 210H30V209H29ZM44 210H45V209H44ZM48 210H45V211H48ZM72 210H74V207H73ZM72 210H71V211H72ZM75 210H76V209H75ZM80 210H81V209H80ZM86 210H85V211H86ZM95 210H96V209H95ZM136 210H137V209H136ZM236 210H237V209H236ZM13 211H12V212H13ZM21 211H22V210H21ZM39 211H40V210H39ZM83 211H84V210H83ZM96 211H97V210H96ZM132 211H133V210H132ZM180 211H181V210H180ZM14 212H15V211H14ZM116 212H117V211H116ZM120 212H121V211H120ZM135 212H137V211H135ZM226 212H227V211H226ZM5 213H6V212H5ZM18 213H19V212H18ZM18 213H17V214H18ZM77 213H78V211H77ZM92 213H93V212H92ZM92 213H91V214H92ZM101 213H102V212H101ZM126 213H128V212H126ZM171 213H172V212H171ZM259 213H260V211H259ZM261 213H262V212H261ZM3 214H4V213H3ZM17 214H16V215H17ZM75 214H76V213H75ZM79 214H80V213H79ZM98 214H99V213H98ZM168 214H169V213H168ZM209 214H210V213H209ZM20 215H21V212H20ZM20 215H19V216H20ZM26 215H27V214H26ZM32 215H33V214H32ZM41 215H43V214H41ZM41 215H40V216H41ZM77 215H78V214H77ZM96 215H97V214H96ZM101 215H102V214H101ZM107 215H108V214H107ZM117 215H118V214H117ZM211 215H212V214H211ZM258 215H259V214H258ZM30 216H31V215H30ZM44 216H45V215H44ZM75 216H76V215H75ZM79 216H80V215H79ZM123 216H124V215H123ZM212 216H213V215H212ZM232 216H233V215H232ZM14 217H15V216H14ZM37 217H38V216H37ZM76 217H78V216H76ZM92 217H93V216H92ZM96 217H97V216H96ZM103 217H104V216H103ZM131 217H132V216H131ZM190 217H191V216H190ZM200 217H201V216H200ZM38 218H39V217H38ZM80 218H81V217H80ZM105 218H106V217H105ZM107 218H109V217H107ZM126 218H127V217H125V219H126ZM164 218H165V217H164ZM0 219H1V217H0ZM39 219H40V218H39ZM48 219H49V220H48ZM63 219H65V218H63ZM63 219H62V220H63ZM88 219H89V218H88ZM97 219H98V218H97ZM166 219H167V218H166ZM9 220H11V219H9ZM21 220H23V219H21ZM33 220H34V219H33ZM56 220H57V221H56ZM58 220H59V221H58ZM66 220H67V219H66ZM66 220H64V221L66 222ZM89 220H90V219H89ZM91 220H92V219H91ZM94 220H95V219H94ZM121 220H122V219H121ZM179 220H180V219H179ZM189 220H190V219H189ZM232 220H233V219H232ZM6 221H7V220H6ZM6 221H5V222H6ZM14 221H15V220H14ZM17 221H18V219H17ZM40 221H41V220H40ZM47 221H46V222H47ZM64 221H62V223H63ZM80 221H81V220H80ZM82 221H83V220H82ZM124 221H125V220H124ZM159 221H160V220H159ZM246 221H247V220H246ZM250 221H251V220H250ZM250 221H249V222H250ZM1 222H2V221H1ZM69 222H70V220H69ZM86 222H87V221H86ZM230 222H231V221H230ZM263 222H264V221H263ZM9 223H10V222H9ZM22 223H23V222H22ZM28 223H29V222H28ZM50 223H51V221H50ZM59 223H61V222H59ZM62 223H61V224H62ZM66 223H67V222H66ZM66 223H65V224H66ZM82 223H83V222H82ZM93 223H94V222H93ZM170 223H171V222H170ZM15 224H16V223H15ZM47 224H48V222H47ZM47 224H46V225H47ZM61 224H60V225H61ZM68 224H69V223H68ZM88 224H89V223H88ZM95 224H96V223H95ZM97 224H98V223H97ZM99 224H101V223H99ZM102 224H103V223H102ZM102 224H101V225H102ZM107 224H108V223H107ZM111 224H112V223H111ZM188 224H189V223H188ZM233 224H234V223H233ZM241 224H242V223H241ZM20 225H21V224H20ZM63 225H64V224H63ZM63 225L59 228V229H62V231H64V228H62ZM69 225H70V224H69ZM76 225H77V224H76ZM80 225H81V224H80ZM86 225H87V224H86ZM119 225H120V224H119ZM196 225H197V224H196ZM229 225H230V224H229ZM7 226H8V225H7ZM9 226H10V225H9ZM14 226H15V225H14ZM52 226H53V225H52ZM52 226H51V227H52ZM66 226H67V225H66ZM66 226H65V227H66ZM81 226H82V225H81ZM81 226H80V227H81ZM83 226H85V225H83ZM87 226H88V225H87ZM91 226H92V224H91ZM96 226H97V225H96ZM106 226H108V225H106ZM106 226H105V227H106ZM189 226H190V224H189ZM0 227H1V226H0ZM20 227H21V226H20ZM29 227H30V226H29ZM43 227H44V226H43ZM43 227H42V228H43ZM56 227H55V228H56ZM58 227H57V229H56V232H60V231H61V230L58 231ZM68 227H69V226H68ZM80 227H79V228H80ZM151 227H152V226H151ZM154 227H155V226H154ZM195 227H196V226H195ZM247 227H248V226H247ZM4 228H5V226H4ZM42 228H41V230H43ZM55 228H53V229H55ZM71 228H72V227H71ZM71 228H69V229H71ZM75 228H76V227H75ZM77 228H78V226H77ZM85 228H86V227H85ZM85 228H84V229H85ZM181 228H182V227H181ZM190 228H191V227H190ZM1 229H2V228H1ZM7 229H8V228H7ZM16 229H18V227H17ZM24 229H25V228H24ZM96 229H97V228L95 227V230H96ZM103 229H106V228H103ZM4 230H5V229H4ZM19 230H20V229H19ZM32 230H33V229H32ZM32 230H31V231H32ZM37 230H39V228H38ZM37 230H36V231H37ZM46 230H47V229H46ZM152 230H153V229H152ZM194 230H195V229H194ZM244 230H246V229H244ZM39 231H40V230H39ZM54 231H55V230H54ZM70 231H71V230H70ZM91 231H92V230H91ZM100 231H101V230H100ZM160 231H161V230H160ZM203 231H204V230H203ZM258 231H259V230H258ZM260 231H261V230H260ZM4 232H5V231H4ZM28 232H29V231H27V233H28ZM47 232H48V231H47ZM49 232H52V231H49ZM65 232H67V231H65ZM68 232H69V231H68ZM106 232H107V231H106ZM108 232H109V231H108ZM185 232H186V231H185ZM216 232H217V231H216ZM9 233H10V232H9ZM18 233H19V232H18ZM22 233H23V232H22ZM31 233H32V232H31ZM40 233H41V232H40ZM60 233H61V232H60ZM69 233H70V232H69ZM78 233H79V232H78ZM85 233H86V232H85ZM89 233H91V232H89ZM94 233H95V231H94ZM94 233H93V234H94ZM109 233H110V232H109ZM180 233H181V232H180ZM183 233H184V232H183ZM257 233H258V232H257ZM34 234H35V232H34ZM34 234H32L31 236H33ZM38 234H39V233H38ZM38 234L36 233L37 236H38ZM42 234H43V233H42ZM42 234H41V236H42ZM52 234H53V233H52ZM143 234H144V233H143ZM7 235H8V234H7ZM61 235H64V233H63V234H60L59 237H61ZM69 235H70V234H69ZM87 235H88V234H87ZM87 235H86V236H87ZM247 235H248V234H247ZM2 236H3V235H2ZM10 236H11V233H10ZM19 236H20V235H19ZM21 236H22V235H21ZM34 236H35V235H34ZM43 236H44V235H43ZM55 236H56V235H55ZM64 236H65V235H64ZM64 236H63V237H64ZM72 236H73V235H71V237H72ZM86 236L84 235V237L82 238V239L84 240L85 243H86V241H87ZM147 236H148V235H147ZM184 236H185V235H184ZM197 236H198V235H197ZM197 236H196V237H197ZM262 236H263V235H262ZM6 237H9V236H6ZM22 237H24V236H22ZM26 237H27V236H26ZM57 237H58V236H57ZM57 237H56V238H57ZM89 237H90V235H89ZM97 237H98V236H97ZM2 238H3V237H2ZM9 238H10V237H9ZM12 238H13V237H12ZM24 238H25V237H24ZM31 238H32V237H31ZM39 238H41L40 235H39ZM39 238H38V239H39ZM84 238H86V241H85ZM90 238H91V237H90ZM90 238H89V239H90ZM215 238H216V237H215ZM246 238H247V237H246ZM3 239H4V238H3ZM19 239H20V237H19ZM19 239H18V241H19ZM41 239H42V238H41ZM44 239H45V238H44ZM68 239H70V238H68ZM71 239H72V238H71ZM82 239L80 238V240H82ZM89 239H88V240H89ZM14 240H15V239H14ZM21 240H22V239H21ZM58 240H59V239H58ZM145 240H146V239H145ZM181 240H182V239H181ZM230 240H231V239H230ZM251 240H252V239H251ZM18 241H16V242H18ZM27 241H28V240H27ZM27 241H26V242H27ZM73 241H74V240H73ZM77 241H79V240H77ZM77 241H76V242H77ZM142 241H143V240H142ZM179 241H180V240H179ZM185 241H186V240H185ZM247 241H248V240H247ZM4 242H5V241H4ZM23 242H24V241H23ZM26 242H25V243H26ZM37 242H39V241H37ZM40 242L42 243L41 245H43V243H44L43 240L40 241ZM76 242H74L73 244L76 245ZM84 242H82V243H84ZM87 242H88V241H87ZM157 242H158V241H157ZM237 242H239V241H237ZM241 242H242V241H241ZM5 243H8V242H5ZM31 243H32V242H31ZM31 243L28 242V244H31ZM33 243H34V241H33ZM57 243H58V242H57ZM79 243H80V242H79ZM140 243H141V242H140ZM169 243H170V242H169ZM197 243H198V242H197ZM197 243H196V244H197ZM230 243H231V242H230ZM230 243H229V244H230ZM235 243H236V242H235ZM2 244H3V243H2ZM17 244H18V243H17ZM17 244H16V245H17ZM35 244H36V245H37V244L39 245V243H36V241H35ZM35 244H34V245H35ZM45 244H46V242H45ZM45 244H44V245H45ZM58 244H59V243H58ZM73 244H71V245H73ZM145 244H146V243H144V245H145ZM213 244H214V243H213ZM263 244H264V243H263ZM0 245H1V243H0ZM8 245H9V244H8ZM21 245H22V244H21ZM32 245H33V244H32ZM32 245H31V247H32ZM34 245H33L32 249H33L34 247H36V245H35V246H34ZM46 245H47V244H46ZM69 245H70V244H68V246H69ZM83 245H84V244H82V246H83ZM90 245H91V244H90ZM146 245H147V244H146ZM252 245H253V244H252ZM17 246H19V245H17ZM73 246H74V245H73ZM76 246H77V245H76ZM76 246H74V247H76ZM78 246H79V245H78ZM137 246H138V245H137ZM197 246H198V245H197ZM210 246H211V245H210ZM260 246H261V245H260ZM20 247H21V246H20ZM37 247H38V246H37ZM41 247L43 248V246H41ZM44 247H45V246H44ZM74 247H73V251H72V252L75 251V248H74ZM83 247L85 248V245H84ZM180 247H181V246H180ZM249 247H250V245H249ZM13 248H14V247H13ZM16 248H18V247H15V249H16ZM23 248H24V247H23ZM176 248H177V247H176ZM183 248H184V247H183ZM245 248H246V247H245ZM257 248H258V247H257ZM0 249H1V246H0ZM9 249H10V248H9ZM18 249H19V248H18ZM25 249H26V247H25ZM29 249H31V248H30V245H29ZM32 249H31V250H28V249H27V250L29 251V253H30L31 251L33 252V251L36 250L35 248H34L35 250H34V249L32 250ZM38 249H39V248H38ZM40 249H41V248H40ZM67 249H68V248H67ZM77 249H78V248H77ZM80 249H82L81 246H80ZM80 249H79V250H80ZM138 249H140V248H138ZM148 249H149V248H148ZM22 250L24 251V249H21V250H18V251H19V252H20V251L22 252ZM47 250H49V248H47L46 251H47ZM70 250H71V249H70ZM82 250H84V249H82ZM82 250H81V251H82ZM136 250H137V249H136ZM6 251H7V249H6ZM8 251H9V250H8ZM15 251H16V250H15ZM25 251H26V250H25ZM25 251H24V252H25ZM28 251H27V252H28ZM76 251H78V250H76ZM137 251H138V250H137ZM150 251H151V250H150ZM150 251H149V253H150ZM208 251H209V250H208ZM251 251H252V250H251ZM79 252H80V251H79ZM79 252H78V253H79ZM151 252H152V251H151ZM172 252H173V251H172ZM223 252H224V251H223ZM7 253H8V252H7ZM16 253H17V252H16ZM65 253H66V252H65ZM78 253H77V254H78ZM89 253H90V252H89ZM141 253H142V252H141ZM141 253H140V254H141ZM176 253H177V252H176ZM208 253H210V252H208ZM238 253H239V252H238ZM13 254H14V253H13ZM17 254H19V253H17ZM33 254H34V253H33ZM44 254H45V253H44ZM62 254H63V253H62ZM77 254H76V255H77ZM79 254H80V253H79ZM124 254H125V253H124ZM3 255H4V254H3ZM14 255H15V254H14ZM46 255H47V254H46ZM59 255H61V254H59ZM73 255H74V254H73ZM149 255H150V254H149ZM176 255H177V254H176ZM9 256H10V255H9ZM9 256H8V258H9ZM12 256H13V255H12ZM17 256H18V255H17ZM41 256H42V254H41ZM213 256H214V255H213ZM42 257H44V256H42ZM52 257H53V256H52ZM75 257H77V256H75ZM130 257H131V256H130ZM187 257H188V255H187ZM0 258H1V257H0ZM24 258H25V257H24ZM36 258H37V257H36ZM126 258H127V257H126ZM162 258H163V257H162ZM162 258H161V259H162ZM171 258H172V257H171ZM184 258H185V257H184ZM189 258H190V257H189ZM1 259H2V258H1ZM15 259H16V258H15ZM21 259H22V257H21ZM68 259H69V256H68ZM139 259H140V258H139ZM211 259H212V257H211ZM247 259H248V258H247ZM6 260H8V259H6ZM6 260H4V261H6ZM11 260H13V259H11ZM37 260H38V259H37ZM48 260L51 262L50 259H48ZM66 260H67V259H65V261H66ZM70 260H71V259H70ZM72 260H73V262H75L76 259L74 260V258H73ZM120 260H121V259H120ZM151 260H153V258H152ZM166 260H167V259H166ZM197 260H198V259H197ZM206 260H207V259H206ZM4 261H3V262H4ZM8 261H9V260H8ZM15 261H16V260H15ZM25 261H26V258H25ZM41 261H42V259H41ZM46 261H47V260H46ZM46 261H45V262H46ZM68 261H69V260H68ZM108 261H109V260H108ZM128 261H129V260H128ZM132 261H133V260H132ZM202 262H203V261H202ZM12 263H15V262H12ZM12 263H10V264H12ZM19 263H20V262H19ZM54 263H55V262H54ZM156 263H157V262H156ZM156 263H154V264H156ZM167 263H168V262H167ZM188 263H189V262H188ZM1 264H3V263H1ZM21 264H22V263H21ZM24 264H25V262H24ZM50 264H51V263H50ZM64 264H66V263L64 262ZM133 264H134V262H133ZM158 264H159V263H158ZM183 264H185V263H183ZM250 264H251V262H250ZM252 264H253V262H252Z\"/></svg>",
  "mask_w": 264,
  "mask_h": 264
}]
</instances>
